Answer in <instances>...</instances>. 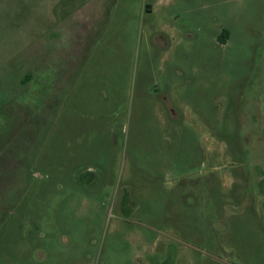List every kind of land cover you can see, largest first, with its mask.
<instances>
[{"label":"rangeland","instance_id":"1","mask_svg":"<svg viewBox=\"0 0 264 264\" xmlns=\"http://www.w3.org/2000/svg\"><path fill=\"white\" fill-rule=\"evenodd\" d=\"M54 1L0 0V264H264V0H104L71 39Z\"/></svg>","mask_w":264,"mask_h":264},{"label":"crops","instance_id":"2","mask_svg":"<svg viewBox=\"0 0 264 264\" xmlns=\"http://www.w3.org/2000/svg\"><path fill=\"white\" fill-rule=\"evenodd\" d=\"M95 2L97 9H91ZM53 4L54 30L57 32L68 30L69 39H71L72 35L78 30L79 22L86 23L88 26L93 11H96L97 15L100 14L102 5L104 6V0H68L63 4L60 3V0H55ZM74 45L76 46V42ZM9 59L12 60L11 54L9 55ZM5 60H8V57H5Z\"/></svg>","mask_w":264,"mask_h":264},{"label":"trees","instance_id":"3","mask_svg":"<svg viewBox=\"0 0 264 264\" xmlns=\"http://www.w3.org/2000/svg\"><path fill=\"white\" fill-rule=\"evenodd\" d=\"M221 35L223 36L222 41H225V36L227 37L228 31L226 29H223Z\"/></svg>","mask_w":264,"mask_h":264}]
</instances>
